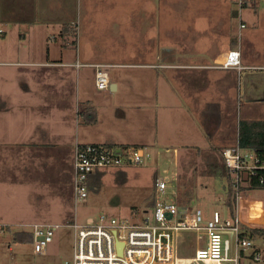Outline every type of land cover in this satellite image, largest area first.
<instances>
[{
  "label": "crops",
  "instance_id": "obj_1",
  "mask_svg": "<svg viewBox=\"0 0 264 264\" xmlns=\"http://www.w3.org/2000/svg\"><path fill=\"white\" fill-rule=\"evenodd\" d=\"M215 1L224 3L230 18L225 45L214 51V20L203 17L192 23L195 31L187 30L190 19L181 22L177 11L192 5L183 0H0V184L18 183L9 166L32 160V185L26 180L23 188L32 195V223L77 220V142L162 144L170 150L167 129L181 122L180 102L205 96L208 84L212 90V75L202 71L235 48L229 32L237 28L236 1ZM115 18L123 25L120 41L110 31ZM180 23H186L181 28L187 44L178 39ZM95 63L107 64L108 89L96 87ZM128 69L143 70V76ZM194 70L203 85L199 91L190 87ZM99 175L92 174L90 186L97 187ZM180 260L185 264L189 257Z\"/></svg>",
  "mask_w": 264,
  "mask_h": 264
},
{
  "label": "rangeland",
  "instance_id": "obj_2",
  "mask_svg": "<svg viewBox=\"0 0 264 264\" xmlns=\"http://www.w3.org/2000/svg\"><path fill=\"white\" fill-rule=\"evenodd\" d=\"M183 1L192 5L189 8L181 6L180 12L177 11L181 15V22L185 18L190 19L191 26L187 30L195 31L197 26H192V23L203 17L209 18L208 21L214 20L212 23L214 33L210 32L211 36L218 40L214 39L213 43L211 38L212 50L222 48L226 42L222 35L227 33L224 26L230 18V11L225 10L224 3L218 4L215 0ZM235 1L239 11L234 20L237 28L235 32L230 30L229 36L232 40L235 38L234 47L241 51L242 62L248 68L238 76L235 70H223L220 67L223 63L221 60H213L211 69L209 66L205 67L204 70L207 71L202 72L212 75V90L208 89L210 86L208 84L205 96H198L188 102L182 99L180 108L177 109L181 122L175 123L180 127L175 125V128L167 129L170 138L166 145H169L170 151H165L162 144L145 145L150 153L146 163L109 168L100 172L97 187L90 186L88 197L74 202L75 205L72 204L79 223H84L88 216L98 218L101 214L133 219L150 215L156 192L155 176L164 166L171 167L177 172L178 199L182 206L194 202V205L200 207L208 217L217 209L224 216H230L225 204L227 180L220 171H215V161L221 163L223 148L236 143L242 121L264 120V0ZM167 7L168 5H165L166 13ZM161 8L162 5L159 10ZM135 15L132 13V16ZM149 17L147 18L150 20ZM185 24L180 23L177 28L181 30L182 36L178 39L182 40V44L188 42L182 29ZM110 31L119 41L123 39V25L119 18L110 23ZM168 34H171L170 31ZM246 57L249 58V62L245 61ZM196 71L198 72L194 70L192 76L197 80L190 87L199 91L203 85L198 78L200 73ZM127 72H136V76H143V70L128 69ZM19 153L23 158V152ZM12 166V176L18 183L9 187L6 183L0 184V264H66L73 255L75 243L73 227L67 225L59 227L45 254L34 251L33 240L16 239V231H31V227L24 223H32V195L28 197L23 188H26L24 185L26 180L32 185V160L27 164L14 163L9 167ZM189 191L192 192L191 196L188 194ZM241 194L240 191H236L237 215L240 208V219L245 224L253 228L264 227V188L250 191L249 194L244 193L240 197ZM181 197L183 200L191 197L188 200L193 198V202L183 205ZM134 210H137V215H134ZM52 215L57 216L55 213ZM253 239L264 250V234L255 235ZM200 244L201 241H197L195 233L182 231L178 238L177 255L192 256ZM185 261L180 260L178 264H184ZM239 264H264V260L255 261L248 256H242Z\"/></svg>",
  "mask_w": 264,
  "mask_h": 264
},
{
  "label": "built area",
  "instance_id": "obj_3",
  "mask_svg": "<svg viewBox=\"0 0 264 264\" xmlns=\"http://www.w3.org/2000/svg\"><path fill=\"white\" fill-rule=\"evenodd\" d=\"M81 65L77 62V66ZM90 65L95 68L96 87L108 89L111 78L107 64ZM220 67L234 68L240 73L248 68L242 64L238 48L228 51ZM222 156L234 177L236 191L242 193L240 197L260 189L252 187L253 178L264 184V156L242 147L239 141L224 147ZM149 158L145 145L77 142L73 178L75 203L88 197L89 179L95 172L141 165ZM176 179L177 172L171 167L164 166L156 174L152 213L141 218L101 214L98 218L88 217L84 223L76 219L65 224L26 223L33 233L34 251L45 254L56 230L67 225L75 230V243L72 258L66 264H178V238L182 231L195 233L197 241H201L185 264H239L242 256L264 260L263 247L254 241L244 227L249 225L239 215L236 218L224 216L217 209L208 217L194 202L181 206Z\"/></svg>",
  "mask_w": 264,
  "mask_h": 264
},
{
  "label": "trees",
  "instance_id": "obj_4",
  "mask_svg": "<svg viewBox=\"0 0 264 264\" xmlns=\"http://www.w3.org/2000/svg\"><path fill=\"white\" fill-rule=\"evenodd\" d=\"M75 33V32H74ZM238 141L240 145L244 148L251 149L255 151L257 154L264 156V120H245L240 123L239 130H238ZM108 145H116V144H111V143H106ZM128 144L120 145V146H127ZM222 162H216L214 164V168L216 172H221L223 176L226 177L227 184H226V189H227V197L225 204L227 205L228 211L230 213V216L233 218L237 217V197H236V189L234 187V177L231 173V171L227 168L222 153ZM102 172V171H99ZM215 172V173H216ZM92 176V175H91ZM91 176L89 179V187H90V180ZM176 184L178 186V182L176 181ZM252 187L255 188H264V184L260 183L256 179L253 178L251 181ZM189 196H191L192 192H188ZM183 197V196H182ZM181 199V203L184 205L193 202V198L189 201L191 197H189L187 200ZM182 206V205H181ZM245 225V224H244ZM247 231L250 232V235L254 238L255 235H263L264 234V228H253L249 227L247 225L244 226ZM15 237L18 240H23V239H28V240H33V233L26 232L25 234H22L20 232L15 233Z\"/></svg>",
  "mask_w": 264,
  "mask_h": 264
},
{
  "label": "water",
  "instance_id": "obj_5",
  "mask_svg": "<svg viewBox=\"0 0 264 264\" xmlns=\"http://www.w3.org/2000/svg\"><path fill=\"white\" fill-rule=\"evenodd\" d=\"M240 208H239V216H240ZM246 214H247V212H246ZM254 228H264V227H254ZM232 234H230V236H231ZM121 247V246H120Z\"/></svg>",
  "mask_w": 264,
  "mask_h": 264
}]
</instances>
